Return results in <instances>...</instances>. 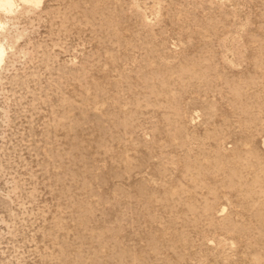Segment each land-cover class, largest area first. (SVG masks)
I'll use <instances>...</instances> for the list:
<instances>
[{"label":"rangeland","instance_id":"obj_1","mask_svg":"<svg viewBox=\"0 0 264 264\" xmlns=\"http://www.w3.org/2000/svg\"><path fill=\"white\" fill-rule=\"evenodd\" d=\"M16 2L0 264H264V0Z\"/></svg>","mask_w":264,"mask_h":264},{"label":"bare ground","instance_id":"obj_2","mask_svg":"<svg viewBox=\"0 0 264 264\" xmlns=\"http://www.w3.org/2000/svg\"><path fill=\"white\" fill-rule=\"evenodd\" d=\"M17 1H19V4L21 3L23 5H37V6L41 2V0H17ZM16 3H17L16 0H0V10H4L7 12H11L12 10L14 11L15 7L17 6ZM3 55H4V50L3 47L0 45V62L3 58Z\"/></svg>","mask_w":264,"mask_h":264}]
</instances>
